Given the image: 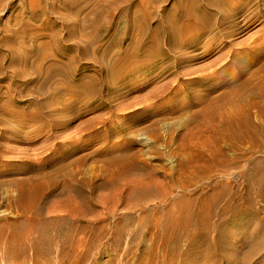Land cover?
<instances>
[{
  "label": "rangeland",
  "instance_id": "rangeland-1",
  "mask_svg": "<svg viewBox=\"0 0 264 264\" xmlns=\"http://www.w3.org/2000/svg\"><path fill=\"white\" fill-rule=\"evenodd\" d=\"M173 6L174 0H0V52L6 54L8 51L24 50L27 54L33 50L38 59L31 53L29 63L39 61L42 70L37 75L30 64L10 65L8 55L2 62L0 77L6 73L9 79L18 73L16 78L20 84L30 85L35 80L43 83L40 94L32 90L22 94L18 89L12 93L16 98L23 99L25 104L33 98L41 102V123L30 116L19 119V116L0 113L4 125L17 128L12 134L5 132V137L0 138V225L3 229L4 226L33 220L32 223H37L40 231L47 221L55 219L57 210L66 204L87 210L89 219L109 210L112 214L106 216L104 240L119 239L120 246L111 245L105 250L102 257L108 264L113 258H116L115 264H126L125 261L129 262L131 257L160 256L171 252L187 256L224 252L221 254L236 256L235 249L241 247L244 237L253 236L252 227H245L243 221L234 215L231 222L224 225L226 247L221 250L216 243L217 213L224 201L232 200L237 204L233 200L236 199L235 190L243 193V184H238L236 188L226 186L228 194L215 208L207 237L187 243L179 233L170 237L159 235L168 229L161 216L175 214L180 199L184 201L189 192L198 191L205 195L216 182L239 181L242 166H247L242 158L236 159V164L189 162L193 150H202L205 155H210L216 147V135L212 132L216 119L210 112L204 114L199 110L207 104L220 105L227 100L239 99L244 105L248 101H256L259 93L263 92L259 78L243 82L241 77L233 75L229 78L227 75L218 79L222 69L219 63L203 70L202 67L209 64L208 59L202 56L207 46L203 43L197 46L198 49L181 47L176 51L177 55L183 54L186 59L174 63L167 70L163 67L171 61L164 58L158 59L157 66L150 69L161 55L148 44L144 48L146 52L139 49L140 33L144 30L148 35L155 22L161 20ZM145 14L148 24L143 20ZM259 27L260 23L256 22L245 31L237 32L233 37V47H239L240 40L250 33L253 35V31L254 35L259 34ZM162 47L166 46L163 44ZM59 52L65 53L66 58H59ZM138 62L149 63L148 68L127 77L118 76L123 67ZM54 63L57 65L50 67ZM107 67L112 70L110 87L101 88L94 95L100 98L111 93L110 103L107 107L98 105L97 109L93 108L96 103L82 104L79 100L86 92L82 89L70 92L71 84L80 80L89 82V76L96 79L104 77ZM234 67L229 65L231 71H236ZM202 74L213 75L215 80L203 82L200 79ZM68 76L73 81H67ZM170 85L187 86L195 96V107L189 105L183 114H178L173 110L182 103L174 99L173 94L156 99L155 95ZM2 90L5 91V88ZM206 95H211L209 102L205 101ZM154 100H159V103L154 104ZM249 115L255 121L253 112ZM140 136L150 140L143 143ZM153 137H157L156 141L152 140ZM259 138L250 144L245 143L252 149L246 156H251V160L257 161V166L263 168L264 133L261 132ZM220 145L225 147V144ZM182 154L187 156L184 165L180 164ZM51 156L53 160L48 161ZM121 156L129 162L136 159L145 167L114 177L117 166L110 161ZM51 161L59 164L57 170L52 168ZM39 171L43 175H39ZM70 173H73V178L68 176ZM74 178L75 184L84 180L87 183V198L83 204L77 198L70 199L68 196L71 188L67 182ZM190 179L195 181L194 185L182 191L179 185ZM109 180L116 181L111 186H100ZM140 180L161 183L155 186L165 190V193L146 197L128 195ZM50 181L56 187L44 190L52 193L45 195L39 206L19 197L20 185L27 192H33L38 183ZM90 191L91 194L88 193ZM119 193L122 197L111 205L109 200H112L107 196ZM127 195L130 198L126 199ZM254 204L260 207L263 202L255 199ZM36 207H40L42 213L27 220ZM22 208L26 210L24 217L18 216ZM113 226H116V232H112ZM187 230L193 231V227ZM175 236L177 238L173 240ZM251 264H264V257Z\"/></svg>",
  "mask_w": 264,
  "mask_h": 264
},
{
  "label": "bare ground",
  "instance_id": "bare-ground-1",
  "mask_svg": "<svg viewBox=\"0 0 264 264\" xmlns=\"http://www.w3.org/2000/svg\"><path fill=\"white\" fill-rule=\"evenodd\" d=\"M147 18L145 14L143 20L148 24ZM237 18L239 19L237 20ZM256 22L260 23V27L257 28L259 34L254 35L255 31H253V35H250V33L249 36L240 40L239 47L235 49L233 47L235 42L233 37L237 32L245 31ZM147 33L144 30L140 33L139 49H142V52H146L147 49L144 48L148 44L147 46L150 45L156 48L161 55L154 60L155 63L149 67L150 69L157 66L156 62L158 59L164 58L171 61L166 64L167 67H163L167 70V68L174 66V63H180L186 59L183 54L177 55L176 51L180 50L181 47L198 49L197 46L203 43L207 46H205L204 55L202 56L208 59L209 63L202 67L203 70H205V67L218 66L219 63V67H222V69H220L218 79L221 80L227 75L229 78L233 75L236 78L241 77L243 82H248L252 78H259L260 87L263 89V92L257 96L256 101H248L244 105L240 103L239 99L236 101L227 100L220 105L211 106L207 104V106L199 110V112L204 114L210 112L216 119L215 125L213 124L215 127L212 131L216 135V147L214 151H211L210 155H205L202 150H193L192 159L189 162L198 163L202 161L214 165L224 162L226 164H236V159L242 158L247 163V166H242L239 173L241 176L239 181L233 180L229 182L226 180L222 184L216 182L212 186L211 191L205 195H201L200 192L195 190L197 192H189V196L184 201L180 199L175 214L167 217L161 216L162 219L164 218L168 229L163 233H159V235L170 237L172 234L176 235L179 233L187 243L198 238L207 237V232L211 229L210 220L215 213V208L228 194L226 186L231 185L236 188L238 184H243L245 186L243 193L235 190L236 199H233L236 200L239 207L232 200L224 201L223 206L217 213L216 243H218V247L221 250L226 247L224 225L231 222L234 215L238 216L240 221H243L245 227H252L253 236L248 239L244 237L241 247L235 249L236 256L221 254L224 252L216 255L205 253L191 256L174 255L175 253L171 252V254L164 253L160 256L148 254L137 258L131 257V260L129 262L126 260L125 263L251 264L253 261L264 257V167L259 168L257 161H252L249 155L246 156L247 152H252V149L245 144L246 142L250 144L251 141L259 140L261 132L264 133V106L262 105L264 100V0H174L173 8L167 10L163 18L155 22L151 32L148 35ZM163 44L166 46L165 48L162 47ZM31 53L37 57L36 52L33 50H30L27 54L24 50L8 51L6 54L0 52V69L5 57L9 55L10 65L20 64L27 66L30 64L33 71L38 75L42 71L41 66L37 60L29 63L28 56ZM57 56L66 58L63 52L57 53ZM200 58L202 57L200 56ZM148 64L138 62L125 66L121 69L118 76L127 77L133 75L138 70L142 71L148 68ZM54 65H57V63L50 65V67ZM229 65H235L236 71H231ZM255 65L254 69H250ZM225 71L226 73H224ZM111 72V68L107 67L104 77L96 79L89 76L90 83L80 80L71 84L69 90L70 92H77L82 89L86 92L79 100L82 104L91 105L96 103L93 106L94 109H97L98 105L107 107L113 97L111 93L100 98H97L98 96L95 97L94 94L101 88L109 89ZM17 76H19L18 73L7 79L9 75L5 73L0 77V99L4 98L0 102V113L15 117L19 116V119L30 116L36 122L41 123L43 117L41 109L43 105L41 102L37 98H33L25 104L23 99L16 98L12 93L16 92L15 89H18L17 91H21L22 94L28 90L40 94L43 89V83L35 80L30 82V85L20 84L17 81ZM200 77L203 82L204 80H215V77L209 74H202ZM66 80L73 81L71 76H68ZM3 88H5V91L2 90ZM168 93L173 94L174 99L182 103V106L174 109L173 112L183 114L189 108V105L193 107L196 105L194 103L196 100L195 96L185 85L166 86L155 97L156 99H161ZM210 96H205L207 97L206 102L210 101ZM158 103L159 100H154V104ZM142 110L147 112L145 109ZM251 112L255 115V121L250 118L249 114ZM0 125H3L0 128V138L5 137V132L12 134L14 130H17L13 126L4 125L1 119ZM139 138L143 140V143L150 140L146 136H140ZM156 139L157 137L152 138L155 141ZM220 143L225 144V147H221ZM53 150L55 151V148ZM50 158L52 156L48 158V161L53 160ZM186 159L187 156L182 154L180 164L184 165ZM133 160L129 162L121 156L110 161L113 166H117L113 176L118 178L121 174L132 169L145 167L142 165L143 163L136 162V159ZM51 165L56 170L59 168V164L55 161H51ZM39 175H43L42 171H39ZM68 176L72 177L73 173ZM39 177L42 176L37 178ZM74 181L75 178L67 182L68 187L71 188V194L68 196L70 199L73 197L77 198L83 204L87 198V195H85L87 193L85 189L87 183L84 180L75 184ZM115 181H104L100 186H111ZM194 183L195 181L190 179L187 182H182L179 186L182 191H185L189 185H194ZM158 184L161 183H154L153 181L144 183L140 180L139 185H135L137 187H134L128 195L137 194L140 197H146L165 193V190L155 186ZM54 187L56 185L51 181L46 184L40 182L36 185V189L33 192H27L20 185L19 197L39 206L44 196L52 193H46L44 190L46 188L53 189ZM92 188L95 187L93 186ZM88 193L91 194V191ZM128 195L124 197L126 199L130 198ZM240 196L242 197L240 198ZM121 197V193L107 196L113 201L109 200L111 205H114ZM255 199H259L263 204L260 207H256L254 204ZM40 213H42L40 207L34 208L32 215L28 216L27 220L35 218ZM86 213L87 210L82 211L72 204H66L57 210L55 219L47 221L48 223H45L40 231L36 226L38 224L32 223L33 220H30L32 222L16 226H4L6 232L0 225V262H3V264H108L102 257L103 253L111 245H115L117 248L120 246L119 239L109 242L104 240L106 216H110L112 211H102L94 219L87 218ZM18 216H26V210L22 208ZM116 226H113L112 232H116ZM190 227H193V231L187 230ZM31 234L33 236H30ZM176 238L175 236L173 240ZM115 261L116 258H113L108 262L115 264Z\"/></svg>",
  "mask_w": 264,
  "mask_h": 264
}]
</instances>
